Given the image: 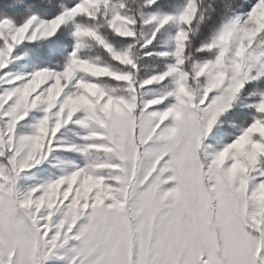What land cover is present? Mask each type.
<instances>
[{
    "label": "snow or ice",
    "instance_id": "snow-or-ice-1",
    "mask_svg": "<svg viewBox=\"0 0 264 264\" xmlns=\"http://www.w3.org/2000/svg\"><path fill=\"white\" fill-rule=\"evenodd\" d=\"M0 264H264V0L0 5Z\"/></svg>",
    "mask_w": 264,
    "mask_h": 264
},
{
    "label": "trees",
    "instance_id": "trees-1",
    "mask_svg": "<svg viewBox=\"0 0 264 264\" xmlns=\"http://www.w3.org/2000/svg\"><path fill=\"white\" fill-rule=\"evenodd\" d=\"M6 2H7V0H0V5L4 4Z\"/></svg>",
    "mask_w": 264,
    "mask_h": 264
}]
</instances>
